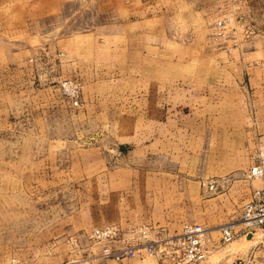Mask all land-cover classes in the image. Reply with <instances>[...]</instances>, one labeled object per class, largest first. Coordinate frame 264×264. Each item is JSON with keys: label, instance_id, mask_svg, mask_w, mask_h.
<instances>
[{"label": "rangeland", "instance_id": "374dc122", "mask_svg": "<svg viewBox=\"0 0 264 264\" xmlns=\"http://www.w3.org/2000/svg\"><path fill=\"white\" fill-rule=\"evenodd\" d=\"M263 154L264 0H0V264H264L219 230Z\"/></svg>", "mask_w": 264, "mask_h": 264}, {"label": "built area", "instance_id": "2783aa9c", "mask_svg": "<svg viewBox=\"0 0 264 264\" xmlns=\"http://www.w3.org/2000/svg\"><path fill=\"white\" fill-rule=\"evenodd\" d=\"M258 164L252 168L249 179H260L261 187L255 189L250 200L244 205L243 216L240 223H229L219 228L222 242L224 244L232 243L240 234L244 237L251 236L255 239L259 237L264 245V154L257 157ZM239 226L242 228L239 229ZM151 226H142L138 229L139 235L145 239L141 245L126 247L112 252L106 250L107 256L116 261L123 259H134L143 251L146 254L154 255L158 251V243L149 241L148 236L151 232ZM115 228L105 232L97 231L98 239H107L115 235ZM209 233L210 230L201 225H186L184 229L170 239V246L179 256H182L184 264H211L209 255Z\"/></svg>", "mask_w": 264, "mask_h": 264}, {"label": "water", "instance_id": "95a60500", "mask_svg": "<svg viewBox=\"0 0 264 264\" xmlns=\"http://www.w3.org/2000/svg\"><path fill=\"white\" fill-rule=\"evenodd\" d=\"M247 238H251V236H248Z\"/></svg>", "mask_w": 264, "mask_h": 264}, {"label": "bare ground", "instance_id": "6f19581e", "mask_svg": "<svg viewBox=\"0 0 264 264\" xmlns=\"http://www.w3.org/2000/svg\"><path fill=\"white\" fill-rule=\"evenodd\" d=\"M253 239V238H252Z\"/></svg>", "mask_w": 264, "mask_h": 264}]
</instances>
